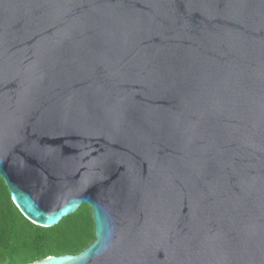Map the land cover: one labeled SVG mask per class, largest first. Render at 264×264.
I'll use <instances>...</instances> for the list:
<instances>
[{
	"label": "water",
	"instance_id": "water-1",
	"mask_svg": "<svg viewBox=\"0 0 264 264\" xmlns=\"http://www.w3.org/2000/svg\"><path fill=\"white\" fill-rule=\"evenodd\" d=\"M0 175L92 207L26 264H264V0H0Z\"/></svg>",
	"mask_w": 264,
	"mask_h": 264
},
{
	"label": "trees",
	"instance_id": "trees-1",
	"mask_svg": "<svg viewBox=\"0 0 264 264\" xmlns=\"http://www.w3.org/2000/svg\"><path fill=\"white\" fill-rule=\"evenodd\" d=\"M95 230L88 203L56 225L33 223L14 203L0 175V264H26L54 254L79 253L95 241Z\"/></svg>",
	"mask_w": 264,
	"mask_h": 264
}]
</instances>
